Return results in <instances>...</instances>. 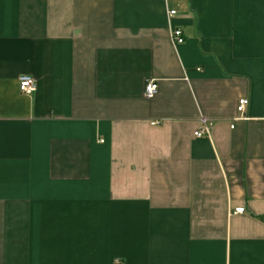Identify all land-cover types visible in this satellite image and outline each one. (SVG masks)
<instances>
[{
	"label": "crops",
	"instance_id": "obj_1",
	"mask_svg": "<svg viewBox=\"0 0 264 264\" xmlns=\"http://www.w3.org/2000/svg\"><path fill=\"white\" fill-rule=\"evenodd\" d=\"M0 264H264V0H0Z\"/></svg>",
	"mask_w": 264,
	"mask_h": 264
},
{
	"label": "built area",
	"instance_id": "obj_2",
	"mask_svg": "<svg viewBox=\"0 0 264 264\" xmlns=\"http://www.w3.org/2000/svg\"><path fill=\"white\" fill-rule=\"evenodd\" d=\"M176 11L175 10H170L169 14L172 17L173 15H175ZM171 38L172 41L175 44H180L183 43L185 38L183 35V32L181 31V29L179 28H173L171 30ZM19 88L22 92L27 93V94H31L34 91H36L37 88V84L35 79H33L30 76H22L20 78L19 81ZM158 90V84L155 80L153 79H149L146 81L145 83V87H144V95L146 98H153ZM249 100L247 98H241L238 102V106H237V111L239 113V117L238 118H245V109L246 106L248 105ZM201 122H202V127H200L196 132L195 135L196 136H203V135H208L210 133V128L212 125L211 121H208L206 118H201ZM234 212L236 213H244L245 212V207L240 206V207H236L234 209Z\"/></svg>",
	"mask_w": 264,
	"mask_h": 264
}]
</instances>
